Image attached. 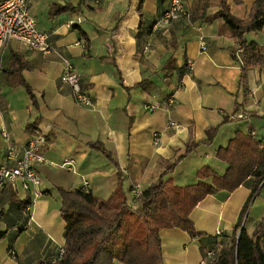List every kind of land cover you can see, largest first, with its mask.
Segmentation results:
<instances>
[{
  "label": "crops",
  "instance_id": "1",
  "mask_svg": "<svg viewBox=\"0 0 264 264\" xmlns=\"http://www.w3.org/2000/svg\"><path fill=\"white\" fill-rule=\"evenodd\" d=\"M252 1L226 0L229 12L241 20L250 12ZM52 2H70L76 10L51 15ZM136 3L26 0L28 13L36 27L48 34L53 49L41 52L14 38L0 46V129L17 143L42 133L45 141L40 153L46 158L36 165L41 193L30 207L25 227L19 225V203L25 192L18 183L0 187V230L4 231L0 264H36L38 259H52L54 246L64 244L56 186L78 187L86 180L91 193L104 198L114 187L118 169L126 175L128 194L130 184L144 188L155 181L186 144L195 142L172 171L163 175L185 184L182 176L190 173V182L195 181V170L202 164L217 173L224 170L225 163L214 151L234 130L253 131L264 139V118L258 116L264 113V56L253 60L239 85L238 54L235 51L233 58L229 53L238 43L220 18L205 20L199 15L215 11L217 0H184L189 16L166 24L155 20L167 0H142L143 26L148 31L135 42ZM77 16L81 19L71 23ZM243 37L264 51V30L247 31ZM200 38L204 49L199 46ZM13 53L23 63L18 75L30 92L17 75L6 77ZM62 58L80 73L81 86L92 100L90 106L73 101L69 85L60 78ZM185 59L191 61L189 72L182 67ZM141 79L149 80L153 88L150 82L140 83ZM154 99L161 100L160 107L145 109ZM235 99L240 105L232 112ZM239 112L244 117L234 116ZM35 117V128L25 129V123ZM169 120L177 127L167 125ZM214 125L211 140L203 141L205 128ZM151 132L159 134L157 143H152ZM88 142L109 152L117 167ZM4 144L0 133V164L5 162ZM70 165L73 170L68 169ZM251 184L248 176L232 191L219 190L199 200L189 212L196 236L175 227L160 228V257L147 244V264H210L202 250L213 241L225 242L242 211L245 230L263 241L264 186L250 196ZM215 229L221 233L214 235Z\"/></svg>",
  "mask_w": 264,
  "mask_h": 264
},
{
  "label": "trees",
  "instance_id": "2",
  "mask_svg": "<svg viewBox=\"0 0 264 264\" xmlns=\"http://www.w3.org/2000/svg\"><path fill=\"white\" fill-rule=\"evenodd\" d=\"M127 1V0H126ZM142 0H137L135 11L138 15L133 37L135 42L140 34H146L148 28L143 26L141 10ZM217 9L212 13L199 14L205 20L220 18L227 25L230 36L238 43L231 46L229 53L236 58L238 54L239 85L243 83L247 69L253 60L264 56L263 47L254 41H246L243 34L247 31L264 30V0H253L250 12L244 20L229 12L226 0H217ZM75 11L70 2L60 4L52 2L49 14L53 15L66 10ZM79 33L84 32L78 28ZM23 63L16 53L10 57L6 77L17 75L18 81L30 92L28 84L19 77ZM185 67L184 63L182 67ZM186 70V67H185ZM142 82H150L141 79ZM150 88H153L150 82ZM148 90V89H146ZM161 101V100H159ZM240 103L233 101V111ZM264 118V113L258 114ZM226 117H222L221 122ZM37 117L25 123L27 130L35 128ZM216 125L205 128L206 138L210 141ZM191 142L185 145L183 151L168 162L159 172L155 181L140 187L137 195L132 194L128 186V194L124 188L126 175L116 169L115 184L110 193L102 198L91 193L89 187L85 190L78 187L56 186L60 197L58 212L64 222L62 235L65 242L63 252L58 259H38L36 264H147L146 246L151 244L153 252L160 257L158 230L160 228H179L190 236H196L189 212L194 205L207 194L219 190L232 191L248 176L252 177L251 194L264 186V139L257 138L250 131L234 130L224 145L216 147L215 157L225 163L221 173L213 171L208 164H202L195 170L196 180L185 184L174 183L170 176H163L172 171L175 164L195 145ZM88 145L100 151L115 167L116 161L106 150L93 142ZM249 196V197H250ZM27 202L26 197L20 200V227H25L26 219L21 216V208ZM243 211L238 220L233 223L225 242L213 241L205 249L219 247L213 251L212 259H206L210 264H264V240L255 233H248L244 228ZM240 227L239 231L238 228ZM4 231L0 230V238ZM215 235V234H214ZM214 244V245H213ZM205 249L202 250L204 257Z\"/></svg>",
  "mask_w": 264,
  "mask_h": 264
},
{
  "label": "built area",
  "instance_id": "3",
  "mask_svg": "<svg viewBox=\"0 0 264 264\" xmlns=\"http://www.w3.org/2000/svg\"><path fill=\"white\" fill-rule=\"evenodd\" d=\"M188 16L184 0H167L166 5L161 9L155 21L166 24ZM80 19L77 16L70 22L75 23ZM11 38L17 39L28 47L41 52H48L53 49L49 43L48 34L36 27L34 18L28 13L26 0H0V46ZM78 43L84 45L82 42L78 41ZM199 46L204 49L201 38ZM184 65L186 71L189 72L191 70L190 59H185ZM60 78L69 85L72 99L76 104L91 105L92 100L88 91L81 86L80 73L66 58H62ZM170 100L171 95L167 98V101ZM157 107H160L158 99H154L144 105L147 110H153ZM234 116L237 118L244 117V114L239 112L235 113ZM170 124L177 127L176 123H172L170 120L167 121V125ZM0 133L5 143V162L0 164V187H4L6 184L18 183V186L25 192L24 198L26 197L27 202L21 208V216L26 219L25 222L27 224L30 217V207L41 193L36 165L46 161V158L40 153V146L45 141V137L42 133L35 132L25 142L17 143L9 138L4 128L0 129ZM250 133L253 134V131H250ZM150 138L152 143H157L159 134L151 132ZM68 169L73 170V167L70 165ZM80 185L85 190L88 188L86 180H82ZM130 191L132 194L137 195L140 191L139 184L134 183ZM220 233V229H215V235ZM218 247L219 244L216 243L214 247L205 249L203 259H212L213 251ZM54 250L52 259L60 258L63 252L62 245H55Z\"/></svg>",
  "mask_w": 264,
  "mask_h": 264
},
{
  "label": "rangeland",
  "instance_id": "4",
  "mask_svg": "<svg viewBox=\"0 0 264 264\" xmlns=\"http://www.w3.org/2000/svg\"><path fill=\"white\" fill-rule=\"evenodd\" d=\"M182 178H183L182 182L187 183V182H190L192 180V175L190 173H186L182 176ZM254 193H256V192H254ZM244 212H243V215H244ZM243 215H242V219L245 218V216H243ZM148 247L151 250V244L150 243H148ZM148 254H150V251H148Z\"/></svg>",
  "mask_w": 264,
  "mask_h": 264
},
{
  "label": "water",
  "instance_id": "5",
  "mask_svg": "<svg viewBox=\"0 0 264 264\" xmlns=\"http://www.w3.org/2000/svg\"><path fill=\"white\" fill-rule=\"evenodd\" d=\"M243 220V219H242ZM242 226V224H240V226H239V228H238V231H239V229H240V227Z\"/></svg>",
  "mask_w": 264,
  "mask_h": 264
}]
</instances>
